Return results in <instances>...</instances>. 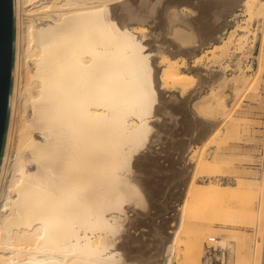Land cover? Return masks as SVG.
Instances as JSON below:
<instances>
[{"label": "bare ground", "instance_id": "bare-ground-1", "mask_svg": "<svg viewBox=\"0 0 264 264\" xmlns=\"http://www.w3.org/2000/svg\"><path fill=\"white\" fill-rule=\"evenodd\" d=\"M238 10L255 23L264 19V0L14 1L13 90L0 165V264H171L183 234L180 264H224L203 254L202 241L211 233L207 241L213 239L215 221L231 226L238 218L264 234V176L237 179L234 185L212 182L220 169L207 173L201 150L221 122L231 119L242 93L255 85L243 74L232 80V92L223 88L218 94L216 87L231 81L229 65L211 78L199 67L205 55H227L237 30L235 49H251L246 50L250 30L238 24ZM210 20L218 22L215 30L206 27ZM230 25L239 28L220 42ZM213 41L219 44L208 47ZM200 87L209 93L198 106L201 121L190 130L199 128L194 142H203L200 154L189 157L194 163L182 181L176 224L168 232L164 222L154 225L149 256L130 257L124 248L145 235L129 233L136 220L129 209L145 220L151 216L140 213L147 211L151 196L141 167L153 160L160 129L175 127L180 112L175 104L188 102ZM208 124L215 127L211 132ZM199 177L209 182L198 183ZM238 197L241 204L231 205ZM191 201L200 205L198 212L190 211ZM226 241L217 239L222 249ZM248 253L243 264H264V237L257 236Z\"/></svg>", "mask_w": 264, "mask_h": 264}, {"label": "rangeland", "instance_id": "rangeland-1", "mask_svg": "<svg viewBox=\"0 0 264 264\" xmlns=\"http://www.w3.org/2000/svg\"><path fill=\"white\" fill-rule=\"evenodd\" d=\"M191 3L190 1L186 2L187 5H191ZM237 13L239 14L237 18L238 24L241 26L248 25L250 30L246 39V50L251 48L249 50L250 52L248 51V53H245L244 51L235 49L236 46L234 47V44L237 43L236 40L241 33L240 30H237L232 37L233 42L229 46L227 55L219 59H213L211 56L205 55L199 63V67L204 68L203 76L207 78H211L214 74V70L218 69L220 66L229 65L226 74L231 81L226 82V87H224L225 83L218 85L216 87V92L218 94H222L223 88L224 91L227 90V93L232 92V80L242 77L243 74L245 78L253 79L255 83L251 89L249 88L248 91L245 90L242 93L241 98L237 101L238 104L232 107L231 119L227 122L222 121V125L225 123L223 127L220 128L217 135L201 149L207 162H209L206 167L208 169L206 170L211 172L207 173H215L214 171L216 168L220 169V173L211 177L210 180H212V182L223 184L230 183L233 185L237 179L260 181L264 176V52H260L264 51V19L255 20V23H253V21L248 20L249 16H247L243 10H238ZM211 15L212 14L208 16V19ZM234 17V15L228 16V20L233 22ZM213 24V21L210 20L206 27L209 30H215V26L218 25V22ZM235 28L239 27L230 25L228 30L221 35L219 39L220 42L222 41L223 43L228 38L229 31ZM209 35L210 34L204 32L202 37L208 40L210 37ZM254 39L256 40L255 42ZM214 42L217 41H213L207 46L212 47L214 44H219V42ZM261 59L263 61L259 63ZM259 66L263 67V69L257 74ZM191 72L195 74L196 71L193 70ZM198 83L199 78L196 77L194 86H198ZM208 93L207 87H200L199 93H196L188 102L183 100L182 104H175V108L180 110V112L174 116V119L176 117L177 120L175 124L177 129L175 127L172 128V131L171 129L168 131L165 127L160 129V131L162 130L160 141L157 140V142L152 145L153 150L156 151L154 156L151 154L153 160L147 161L141 167V176L145 180L142 181L144 188L151 192V196L148 201L147 211H141L140 213L147 214L148 212L151 216L145 220L143 217H136L138 213L133 212L132 214L133 209H129V216L133 219H138V222L135 220V222H133L134 224L132 223L133 225L128 224V226L130 225L131 227H129V233H133V235L135 234L134 236H136V234L138 235L144 231L145 235L138 243L124 248L127 255L129 254L130 257L144 255L147 258L149 256L155 245L154 237H156V232L154 230V225L164 222V231L166 230L168 232L170 224H176L173 215L176 213L177 209H180L182 206L185 192V188L182 187V181L186 178L188 179V176L191 174V166L194 163L189 157L192 154H196V156L200 154V148L203 142L200 141L195 144L194 140L200 136L201 132L199 128L190 130V127L195 126L196 121H201L198 117V106H200L199 104L203 100V96ZM235 123L239 125L238 129H232L231 126ZM207 127L209 132L215 128L212 127L211 124H208ZM168 133L170 138H167ZM205 136L206 135H202V138H205ZM220 158L226 160V162L222 163ZM200 179H204V183L209 182L207 177H199L198 183H201ZM153 184L158 185L154 186ZM232 200L230 204L233 206L241 204V198L239 197L238 199L234 198ZM243 202L248 203L254 210L257 209L256 206L258 204L253 200L245 199ZM190 205V211L192 212H198L201 209L200 205H195L193 201L190 202ZM191 216V212L187 214L188 218ZM233 223L234 225L231 226H223L218 220L215 221V225L212 226V231L215 230L213 237L215 240L214 247L217 249L221 248L217 239L226 238L227 244L224 249L221 248V250H226L225 259L223 260L224 264H243L244 259L246 260L247 258L245 255H249L248 252L253 251L256 237L259 236L263 238L264 234L260 231L256 234L254 226H246L245 223L241 224L238 218H233ZM222 233H225V235ZM212 234L213 233L208 234V236ZM186 235H182V244L178 247L177 254L171 264H180L181 254L185 249L184 239H186ZM254 235L256 236L255 239ZM208 236L202 241L204 255ZM148 240H152V242L149 243Z\"/></svg>", "mask_w": 264, "mask_h": 264}, {"label": "water", "instance_id": "water-1", "mask_svg": "<svg viewBox=\"0 0 264 264\" xmlns=\"http://www.w3.org/2000/svg\"><path fill=\"white\" fill-rule=\"evenodd\" d=\"M15 0H0V165L4 155L13 90L16 18Z\"/></svg>", "mask_w": 264, "mask_h": 264}, {"label": "built area", "instance_id": "built-area-1", "mask_svg": "<svg viewBox=\"0 0 264 264\" xmlns=\"http://www.w3.org/2000/svg\"><path fill=\"white\" fill-rule=\"evenodd\" d=\"M215 240L209 239L205 246V254L211 263L222 262L225 259L226 250L217 249L214 247Z\"/></svg>", "mask_w": 264, "mask_h": 264}]
</instances>
